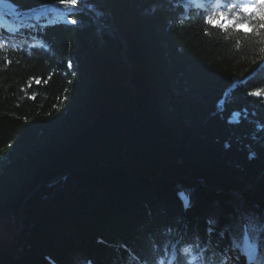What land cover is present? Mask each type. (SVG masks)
<instances>
[{
	"label": "trees",
	"instance_id": "16d2710c",
	"mask_svg": "<svg viewBox=\"0 0 264 264\" xmlns=\"http://www.w3.org/2000/svg\"><path fill=\"white\" fill-rule=\"evenodd\" d=\"M194 2L3 0L39 17L0 9V30L44 44L0 51V264L218 261L264 226V30L224 33Z\"/></svg>",
	"mask_w": 264,
	"mask_h": 264
},
{
	"label": "snow or ice",
	"instance_id": "6c2138e0",
	"mask_svg": "<svg viewBox=\"0 0 264 264\" xmlns=\"http://www.w3.org/2000/svg\"><path fill=\"white\" fill-rule=\"evenodd\" d=\"M3 0H0L2 3ZM77 0H59V4L64 7L74 6ZM204 23L213 28H217L224 33L235 31L242 35H254L260 37L261 31L264 30V0H226L219 7V10L213 11L211 14L204 15ZM75 23V21H71ZM10 41L5 37H0V51L9 46ZM239 43V41H237ZM264 51V49H261ZM8 63H11L8 61ZM37 83L40 81L37 80ZM248 95L255 97L264 96V89L253 91ZM188 201L185 198V207H188ZM211 224L212 221H209ZM212 228L208 229L211 233ZM264 231V226H258L256 223L249 221L243 225V237L240 242L233 241V249L246 257L247 264H257L260 259V232ZM223 235V234H222ZM198 251H194V246L187 244L180 249V256L184 258L183 264H229L228 255H219L209 253L207 246L200 247L195 245ZM167 256V253H165ZM161 256L157 260V264H178V258L175 253L171 256ZM264 264V260H261Z\"/></svg>",
	"mask_w": 264,
	"mask_h": 264
},
{
	"label": "rangeland",
	"instance_id": "374dc122",
	"mask_svg": "<svg viewBox=\"0 0 264 264\" xmlns=\"http://www.w3.org/2000/svg\"><path fill=\"white\" fill-rule=\"evenodd\" d=\"M191 4L192 5L195 4L194 0H186V7L190 6ZM215 4H217V2H215ZM35 17L38 18L39 14H36ZM70 66H73V65L70 64ZM165 103H166L165 101L162 103L161 108H163L165 106ZM235 117H237V114H236ZM232 195L235 196L237 199H239V197L237 195H234V194H232ZM240 201L244 202L243 200H240ZM223 215H226L228 217V219H229L227 225L231 226V225H233L235 223V221H237V218H236L234 212L227 211V212H224ZM240 234H241V230L238 232V235L240 236L239 242L242 240V237H243L242 234L241 235ZM217 238L215 236H213L214 240L217 239ZM225 247H226L225 254L228 255L229 258H232V255L235 254L237 250L231 249L229 245H226ZM235 261L237 262V260H235Z\"/></svg>",
	"mask_w": 264,
	"mask_h": 264
},
{
	"label": "water",
	"instance_id": "95a60500",
	"mask_svg": "<svg viewBox=\"0 0 264 264\" xmlns=\"http://www.w3.org/2000/svg\"><path fill=\"white\" fill-rule=\"evenodd\" d=\"M62 177H64V174H60L58 176H55L51 180H49L48 182H44L43 184L36 186L34 188V190H37L39 188H42L43 186H45L48 183H54V182L60 180ZM232 192H234V194H236L239 197L240 200H243V201L245 200L244 197L239 192H236V191H232ZM21 224H22V222H21Z\"/></svg>",
	"mask_w": 264,
	"mask_h": 264
}]
</instances>
